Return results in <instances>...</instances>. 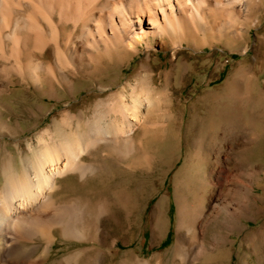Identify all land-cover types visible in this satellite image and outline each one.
Listing matches in <instances>:
<instances>
[{"label":"rangeland","instance_id":"1","mask_svg":"<svg viewBox=\"0 0 264 264\" xmlns=\"http://www.w3.org/2000/svg\"><path fill=\"white\" fill-rule=\"evenodd\" d=\"M1 1L11 17L0 16V187L10 174L25 182L42 143L69 138L86 169L55 176L36 202L11 189L23 207L3 226L0 264H81L75 254L93 249L115 253L111 264H264V243L247 237L264 228V0L196 2L194 36L153 38L127 57L77 40L55 82L53 53L21 48L27 31L8 37L6 21L27 17ZM139 74L150 90L135 96ZM99 113L115 135L85 148Z\"/></svg>","mask_w":264,"mask_h":264},{"label":"bare ground","instance_id":"2","mask_svg":"<svg viewBox=\"0 0 264 264\" xmlns=\"http://www.w3.org/2000/svg\"><path fill=\"white\" fill-rule=\"evenodd\" d=\"M194 1L17 0L18 10L14 11L15 17H27V19L19 18L15 19V21L13 20L12 27L6 21L5 26L6 28H11L8 37L17 32V30L27 31L24 32L25 39L21 43V48H25L27 51L28 49L31 50L29 52L37 53L38 51V53H41L44 50H50L53 53V64H49L45 79H51L55 82L59 81L61 69H68L69 63H71L70 59L76 53L77 40L89 44L92 48L90 51L100 53L103 50L109 55L120 51L125 54V57L128 56V52H135L139 47L151 48L150 39L153 38L162 39L177 33L181 36V41H186V37L194 36L195 30L200 29L196 21L202 15L197 9L196 2L199 3L201 0ZM226 1L228 4L242 3L243 1L246 3L245 0ZM0 2L2 1L0 0ZM223 4L220 0H216L214 3L215 8L221 11H223L221 7ZM2 8H0V16L6 19L10 13L11 17V12L8 11V8L4 6ZM220 15H222V12ZM35 17H43V19L38 20ZM54 17H56V20H54ZM156 17H160V22ZM146 19L147 23H145ZM104 31H108L109 34H105ZM16 42L14 41V43ZM68 42H71L69 48L67 47ZM11 47L13 48L12 45ZM34 63V57L31 56V59L27 60L26 65L33 66L35 71H40V68H42L41 63ZM57 68L58 70H56ZM36 74L31 73L33 78L39 80V75ZM149 79V74L137 75L133 80V94L135 95L136 93L137 95L140 93L139 95H145L147 91L149 92L150 89L147 90ZM137 85L140 86V89H138L139 87L137 88ZM138 104L140 105L141 103L138 101ZM102 115V113H99L98 119H94L91 124H86L85 135L79 136V138L84 137L82 139L85 140V148L115 135L116 129H112L113 127L110 123L103 120L105 118H102L104 117ZM127 132L130 133L131 130ZM68 140L69 138L62 143H60L61 141H55L50 147L44 146L42 143L40 149H37L34 153V165L28 164L24 166L23 180L25 182L23 184L20 183L22 180L18 181L17 177L10 174L6 178L3 187H0V199L2 197L1 200L6 203L5 206L1 207L2 202H0V262L3 261L5 256L4 249L8 245L7 234L6 236L4 235L5 233L2 234L3 226L14 219L23 207H21L20 203L15 204L13 199L16 195L11 193V189L14 187L17 192L21 193L20 196L26 195L28 199L34 202L43 195L42 192L52 187L55 176L66 175L76 171L85 172L86 168L76 166L77 155L75 152L77 150L75 151V148L68 143ZM5 207L6 209H3ZM236 213L229 215L231 224H234L235 221H238L239 224L241 223L239 221L240 214L237 215ZM38 221H33L34 226H38ZM245 228L246 225L243 224L241 229L245 230ZM33 229L37 231L36 227ZM233 230L234 225L230 226L227 231L232 235L234 234ZM247 237L251 240L260 239L264 243V228L258 227L256 232L247 234Z\"/></svg>","mask_w":264,"mask_h":264},{"label":"crops","instance_id":"3","mask_svg":"<svg viewBox=\"0 0 264 264\" xmlns=\"http://www.w3.org/2000/svg\"><path fill=\"white\" fill-rule=\"evenodd\" d=\"M75 255L78 258L79 263L81 264H111V262L116 260L115 253H113L112 255H106L101 251L95 249L92 250V253H88L84 250ZM76 257H74L72 261H74ZM66 258L67 259L62 261V263L70 264L69 257L67 256Z\"/></svg>","mask_w":264,"mask_h":264},{"label":"trees","instance_id":"4","mask_svg":"<svg viewBox=\"0 0 264 264\" xmlns=\"http://www.w3.org/2000/svg\"><path fill=\"white\" fill-rule=\"evenodd\" d=\"M171 211H172V207L169 206V209H168L169 222H171ZM169 241H170V234H169V232H167L166 237L164 238V240L160 244V248L167 246L169 244Z\"/></svg>","mask_w":264,"mask_h":264}]
</instances>
